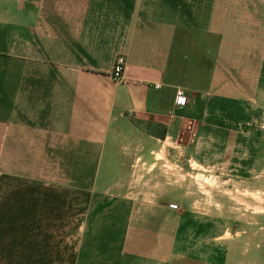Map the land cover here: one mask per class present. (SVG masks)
Here are the masks:
<instances>
[{
  "label": "crops",
  "instance_id": "obj_1",
  "mask_svg": "<svg viewBox=\"0 0 264 264\" xmlns=\"http://www.w3.org/2000/svg\"><path fill=\"white\" fill-rule=\"evenodd\" d=\"M185 1L0 0V166L16 156V177L0 179V264H178L161 241L164 217L151 245L141 246L160 213L97 209L94 195L123 188L134 154L143 159L168 138L180 143L187 122L192 153L201 152L198 138L228 137L216 108L230 102L228 76L239 67L214 61L228 60V40L214 50L212 34L190 29L197 14L182 10ZM228 2L226 23L237 16ZM246 6L238 11L251 16L245 25L264 26V4ZM255 38L260 75L264 51ZM120 54L126 63L116 81ZM108 162L121 166L115 176L101 174ZM87 195L99 203L86 209ZM119 219L130 221L121 228Z\"/></svg>",
  "mask_w": 264,
  "mask_h": 264
},
{
  "label": "rangeland",
  "instance_id": "obj_2",
  "mask_svg": "<svg viewBox=\"0 0 264 264\" xmlns=\"http://www.w3.org/2000/svg\"><path fill=\"white\" fill-rule=\"evenodd\" d=\"M256 1L264 4V0H229L230 17L235 13L237 16L227 23L224 0L181 3L182 10L186 8L197 14L196 28L193 25L189 28L212 34L214 50L220 49V38L228 40V60L218 55L214 61L225 69L239 67L238 74L228 76L227 99L233 104L227 102L224 107L216 108V115L222 114L225 119L215 124L223 128L220 131L228 132V137L215 133L212 134L216 137L214 141L210 136L198 138L201 152L192 153L188 145L195 143V136L189 132L191 124L187 122L188 132H182L180 143L168 138L155 153L143 159L136 160L138 156L134 154L123 188L98 189L94 196H100L102 203L97 202L98 197L87 195L86 209L97 202L100 205L96 208L101 210L137 215L160 213L148 224L141 246L145 249L151 245L164 217L161 231L165 237L161 241L170 247V257H178V264H192V260L196 264H264V74H254L252 69L256 65L252 40L254 36L257 41L261 38L264 51V26L263 23L261 27L245 25L251 22V16L238 14L243 4L251 9ZM208 13L213 26L208 24ZM205 15L206 24L203 23ZM243 47L245 55L241 54ZM244 56L248 57L243 59ZM212 142L215 146L223 143L222 150L212 149ZM226 146L228 151H224ZM4 163L3 168L0 166V179L16 177V156H5ZM103 167L101 174L109 171L110 177L121 166L108 162ZM127 221L130 220L116 222L121 227ZM141 262L133 260L134 264Z\"/></svg>",
  "mask_w": 264,
  "mask_h": 264
},
{
  "label": "built area",
  "instance_id": "obj_3",
  "mask_svg": "<svg viewBox=\"0 0 264 264\" xmlns=\"http://www.w3.org/2000/svg\"><path fill=\"white\" fill-rule=\"evenodd\" d=\"M125 57L120 54L116 57L113 70H112V78L116 81H120L123 78L124 69H125ZM175 102L178 105H183L186 103V96L182 90H177L175 95Z\"/></svg>",
  "mask_w": 264,
  "mask_h": 264
}]
</instances>
